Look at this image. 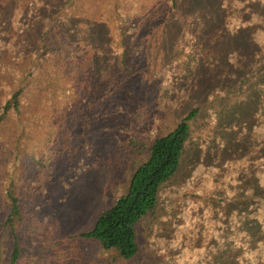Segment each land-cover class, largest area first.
I'll list each match as a JSON object with an SVG mask.
<instances>
[{
    "label": "trees",
    "instance_id": "1",
    "mask_svg": "<svg viewBox=\"0 0 264 264\" xmlns=\"http://www.w3.org/2000/svg\"><path fill=\"white\" fill-rule=\"evenodd\" d=\"M163 99L188 109L151 135L153 113L143 110L157 112ZM202 117L211 119L205 138L194 128ZM112 123L136 137L111 154V172L146 158L76 236L138 257V225L160 214L163 186L196 139L217 171L169 264H264V0H0V205L13 240L5 264L21 254L14 219L27 176L40 188L55 182L58 161L109 166V155L89 157L95 130Z\"/></svg>",
    "mask_w": 264,
    "mask_h": 264
},
{
    "label": "rangeland",
    "instance_id": "2",
    "mask_svg": "<svg viewBox=\"0 0 264 264\" xmlns=\"http://www.w3.org/2000/svg\"><path fill=\"white\" fill-rule=\"evenodd\" d=\"M236 100L238 102L232 97V106L236 105ZM191 101L187 99L188 104ZM187 109V105L179 107L168 99L162 100L161 108L155 113L153 109H144L143 114L153 113L151 135L174 127ZM210 124L209 117L200 118L194 126L195 134L207 137ZM109 127L95 130L92 139L96 151L89 157L107 158L109 155L106 159L109 166L76 162L70 167V164L58 161L55 168L59 175L55 176V182L42 183L40 188L31 186L33 175L27 176L30 188L24 197L22 192L26 208L23 207L22 218L14 219L21 247L17 264H169L180 253L181 236L185 229L192 228L190 220L193 217L190 215L193 214L195 196L211 189L217 171L216 159L207 155L205 144L201 145L196 139L187 150L181 170L163 186L160 214L145 218L138 225L141 243L138 257H119L117 251L103 248L97 240L76 236L91 228L98 213L126 191L134 166L146 158L145 153H137L130 156L132 158L124 167L111 172L112 163L117 162V157L111 158V154L119 149L130 151L129 138L136 134L127 125L112 123ZM20 171L22 169L17 170ZM20 176L14 175L18 183L24 182ZM46 176L43 175V181ZM17 189L19 191V187ZM7 216L4 205H0V264H5L13 243L10 230L5 226Z\"/></svg>",
    "mask_w": 264,
    "mask_h": 264
}]
</instances>
